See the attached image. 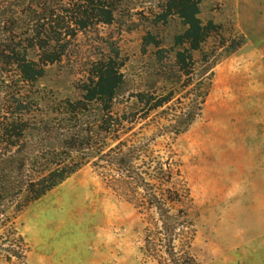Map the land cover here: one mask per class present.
<instances>
[{"label": "rangeland", "instance_id": "obj_1", "mask_svg": "<svg viewBox=\"0 0 264 264\" xmlns=\"http://www.w3.org/2000/svg\"><path fill=\"white\" fill-rule=\"evenodd\" d=\"M58 1L0 0V38L16 14L20 25H32L16 9L23 2L24 9L33 4L36 24L45 25ZM199 9L201 23L212 22L216 30L191 53L184 71L175 64V54L187 48L175 42L184 27L176 15L161 19L165 0H122L112 24L66 37L61 59L48 64L34 86L4 75L0 102L10 111L13 98L37 101L33 112L50 116L56 102L81 96L93 63L115 59V52L123 75L115 111L138 93L174 96L168 105L176 111L204 83L202 106L187 130L157 138L153 148L173 152L189 190V253L196 264H264V0H199ZM12 31L14 43L22 44L23 30ZM146 36L155 44L144 46ZM159 112L146 123L159 121ZM145 228L133 206L86 165L0 229V264H158L144 251ZM13 231L22 243L8 238Z\"/></svg>", "mask_w": 264, "mask_h": 264}, {"label": "trees", "instance_id": "obj_2", "mask_svg": "<svg viewBox=\"0 0 264 264\" xmlns=\"http://www.w3.org/2000/svg\"><path fill=\"white\" fill-rule=\"evenodd\" d=\"M58 2L57 14L48 12L50 19L45 25L36 24L39 19L36 20L33 4L25 9L23 4L21 10L19 6L16 8L31 19L32 25L24 22L20 25L17 14L8 20L12 29L0 38V86L8 73L23 86H34L43 78L45 67L61 59L66 37L94 25L112 24L122 0ZM165 2L167 12L161 19L176 15L184 27L175 38L177 45L187 46L175 54V64L184 71L187 62L192 65L191 53L201 50L216 26L212 22L201 23L199 0ZM15 29L23 30L20 45L14 43ZM143 40L144 46L155 44L153 37L146 36ZM239 46L240 43L230 45L229 51ZM31 52L37 53L36 59L30 58ZM114 58L108 56L93 63L81 84V96L56 102L50 116L33 112L32 105L35 103L38 108L37 101L26 103L13 98L10 111L0 102V229L12 225V219L24 208L90 165L133 206L140 222H146L144 251L149 257L158 264H196L189 253L192 226L189 190L173 152L169 148L163 153L155 151L152 143L187 130L195 118V109L199 111L202 106L204 83L193 87L199 88V92L176 111L171 110L173 104L168 105L174 96L156 99L138 93L126 98L118 112L115 104L123 75L116 61L117 52ZM158 111L162 116L158 120H165L166 124L151 119V127L146 121ZM140 122L145 124L137 128ZM16 234L13 231L8 238L22 243ZM15 258H21L20 254L16 253Z\"/></svg>", "mask_w": 264, "mask_h": 264}]
</instances>
